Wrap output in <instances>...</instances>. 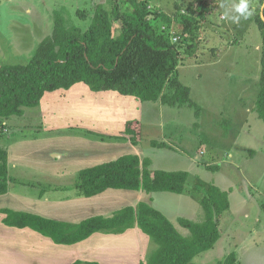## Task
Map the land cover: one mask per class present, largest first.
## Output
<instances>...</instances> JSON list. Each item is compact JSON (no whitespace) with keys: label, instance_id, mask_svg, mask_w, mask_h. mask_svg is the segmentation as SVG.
Here are the masks:
<instances>
[{"label":"trees","instance_id":"16d2710c","mask_svg":"<svg viewBox=\"0 0 264 264\" xmlns=\"http://www.w3.org/2000/svg\"><path fill=\"white\" fill-rule=\"evenodd\" d=\"M202 1H195L196 17L183 20L184 34L192 33L199 19L206 18L209 8L201 5ZM133 5L132 11H125L115 3L110 11L98 4L87 28L68 25L65 16L55 11L52 34L39 43L30 62L8 64L0 59V131L5 119L23 115L26 108L43 107L46 112H53L59 106L65 109L68 90L78 83L87 85L94 93L116 91L121 96L135 98L137 103L157 101L161 97L164 104L173 107H195L198 118L200 108L192 100L190 87L180 80H171L178 64L177 45L168 34L153 26L144 2L133 0ZM262 5L255 23L264 42V0ZM80 15L81 20L87 19L85 13ZM166 21L170 23L168 17ZM261 64V89L254 110L264 120V47ZM169 81L174 89L172 95L162 93ZM111 129L117 130L113 126ZM122 132L130 134L133 143H139L142 139L141 121L137 118L128 120ZM153 144L169 147L165 143ZM150 164L149 158L125 155L82 170L80 184L87 195L109 187L189 192L200 202L203 218L201 221L179 219L180 224L189 229L188 235L182 234L166 215L146 202L137 207H125L111 217L96 216L79 224L61 223L7 209L3 210L7 214L4 222L12 226H31L57 242H76L97 231L122 233L137 224L158 245L149 255L147 264H204V260L198 261V258L216 248L222 222L224 224L221 218L230 210L228 191L198 177L192 181L191 188H187L191 178L188 171L151 170ZM208 169L216 170L214 166H208ZM7 189V150L0 146V194ZM227 216L229 214L224 218ZM63 229L74 232L71 235L74 238L64 239L67 233ZM73 264L100 263L77 260ZM223 264H239L235 249L230 250Z\"/></svg>","mask_w":264,"mask_h":264},{"label":"rangeland","instance_id":"374dc122","mask_svg":"<svg viewBox=\"0 0 264 264\" xmlns=\"http://www.w3.org/2000/svg\"><path fill=\"white\" fill-rule=\"evenodd\" d=\"M136 1L145 3L149 10L148 18L153 26L159 32L168 34L177 45L178 64L171 75V80H180L190 87L192 100L200 108L199 117L195 118V107L188 105L173 107L164 104L161 97L157 101L137 103L135 98L121 96L116 91L108 94L94 93L83 83L71 87L65 101L99 102L92 105L79 102L78 106L81 108L74 107L71 112L93 117L111 115L117 118L113 123L115 128L121 118H124L120 115H127L130 119L140 116L143 143L152 138L161 140L163 135L167 140L172 138L171 143L182 148L184 143L187 157L191 156L197 161L195 156H200L198 160L205 166L214 165L212 163L216 160L223 161L226 166L233 163L235 166H232L233 170L230 169V175L233 182L239 184L237 190L246 195L248 189L255 193L256 203L251 201L249 218L244 219V214H240L239 217L246 223H255V226L254 224L252 226H259V229L264 231V120L259 118L254 110L261 89L264 42L255 22L263 7L262 0H249L253 14L247 20L241 18L238 24L226 20L224 13L231 9L233 3H239L240 0H203L201 5H206L209 12L205 19H199L192 33L186 34L183 33L182 22L185 17H196L198 11L195 8L196 0ZM0 2V59L8 64L30 62L39 43L52 33L55 11H60L65 16L68 25L77 24L87 28L93 10L98 4H103L110 11L115 3H119L125 11L134 9L133 0H0ZM79 11L80 14H86V20H81ZM167 17L170 23L166 21ZM173 92L172 82L169 81L162 93L172 95ZM69 105H66L65 109L62 106L56 107L54 111L60 112L59 115L68 116ZM87 120L91 118L88 117ZM16 122L23 126L35 124L37 121L26 116L11 117L10 124L15 126ZM249 124L251 131H248ZM72 125L67 123L68 128L79 126L78 123ZM31 132L33 129L28 127L17 130V134L20 135ZM251 148L256 149L253 155L249 154ZM229 151L231 156H228ZM175 160L159 159L158 164L168 169L188 170L186 167L189 162L180 165ZM221 161L219 163H222ZM220 165L218 164V168ZM217 174V171L206 167L201 168L199 172L204 181L213 183L222 175ZM191 185L192 180L189 179L187 188ZM232 199L235 202V198ZM170 200L173 204L182 205L178 198ZM197 203L201 218L192 215L189 218L201 221L203 209L199 202ZM183 205L188 207L187 201ZM256 219H259L260 223H257ZM224 224L222 222L221 237L216 248L209 254L200 255L198 261L204 260L205 264H222L230 250L235 248V242L248 236L252 227L251 224L246 226L242 221L231 220L230 216L224 218ZM253 239L260 241L259 236ZM250 252L251 249L248 248H242L238 252L240 264L251 263ZM260 258L264 261V250L260 251ZM255 264H259V260Z\"/></svg>","mask_w":264,"mask_h":264},{"label":"crops","instance_id":"0c3cea01","mask_svg":"<svg viewBox=\"0 0 264 264\" xmlns=\"http://www.w3.org/2000/svg\"><path fill=\"white\" fill-rule=\"evenodd\" d=\"M79 102L92 105L99 101H65L66 105L70 104L67 108L68 112L66 111L70 114L68 116L59 115L60 112L57 111L46 112L43 107H36L37 110L26 108L21 116L35 119L37 121L35 124L22 126L16 122L15 126H12L10 120L14 116L3 121L0 146L7 150L8 189L0 194V264H73L77 260L96 261L100 264H140L142 262L147 264L149 255L158 247L137 224L122 233L97 231L76 242H66V240L57 242L31 226L5 224L4 218L7 214L3 210L7 209L61 223L79 224L96 216L111 217L125 207H137L141 202H146L166 215L184 235H188L190 231L180 224L179 219H191L190 215L201 218L197 203L199 201L189 192H148L109 187L96 194L87 195L81 186L82 183L80 184V172L125 155H136L141 159L149 158L151 170L179 171L181 169H168L159 165V159H176L175 162L180 165L189 162L186 167L188 170L183 171L190 173L192 181L196 177L203 180L199 172L201 168H208V165L200 163L198 160L200 156H195L197 161L191 156L188 158L184 143L182 148L172 144V138L167 140L163 135L161 140L152 138L145 140L147 143H143L142 137L139 143H133L131 135L122 132L125 123L130 120L127 115H120L124 118H121L117 130L112 131L111 128L115 127L113 123L117 118L111 115L98 117L82 116L83 114L80 115V113L76 115L71 111L74 107L81 108L78 106ZM88 117L91 120L88 121ZM136 118L142 122L140 116ZM67 123L70 125L78 123L79 126L68 128ZM22 127L32 128L33 132L27 135L17 134V130ZM248 127V131H251L250 124ZM115 135L120 138H110ZM153 142L165 143L169 147L153 146ZM255 152L256 149H249V154L253 155ZM231 155L229 151L228 156ZM220 161L216 160L211 166L216 168L215 171L218 174L222 173L214 184L229 193L231 206L225 215L229 214L231 220L242 221L246 226L248 224L255 226L253 222L244 221L249 218L248 210H250L251 201L255 202V193L248 189V195L241 194L237 190L239 184L234 183L230 175V169L233 170L232 166L235 165L232 163L233 165L229 167L223 161L219 163ZM218 164H221L220 169ZM72 180H74L73 183ZM69 183L73 185H68ZM232 197L235 198V202ZM171 198H178L182 205L171 203L173 202ZM185 201L188 207L183 205ZM240 214H244V219L239 217ZM225 215L221 218V222L224 221ZM256 222L260 223V220L256 219ZM254 226L251 227L248 236L235 242L234 249L238 252L242 248L251 249L250 264H255L258 260L259 264H264L260 258V251L264 250V231L259 229V226ZM63 230L67 233L64 239L74 238L71 236L74 232ZM258 236L260 241L253 239Z\"/></svg>","mask_w":264,"mask_h":264},{"label":"clouds","instance_id":"9594fccd","mask_svg":"<svg viewBox=\"0 0 264 264\" xmlns=\"http://www.w3.org/2000/svg\"><path fill=\"white\" fill-rule=\"evenodd\" d=\"M253 14L249 7V0H240L239 3H233L231 9L225 11L224 18L232 23H239L241 18L247 20Z\"/></svg>","mask_w":264,"mask_h":264}]
</instances>
